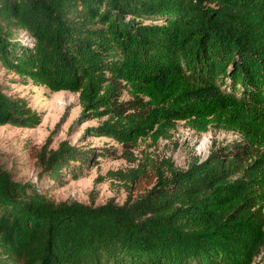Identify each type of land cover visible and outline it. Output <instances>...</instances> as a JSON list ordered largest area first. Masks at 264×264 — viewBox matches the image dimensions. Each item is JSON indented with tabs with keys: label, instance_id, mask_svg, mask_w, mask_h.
Returning <instances> with one entry per match:
<instances>
[{
	"label": "trees",
	"instance_id": "1",
	"mask_svg": "<svg viewBox=\"0 0 264 264\" xmlns=\"http://www.w3.org/2000/svg\"><path fill=\"white\" fill-rule=\"evenodd\" d=\"M29 80L77 93L100 119L85 135L129 161L179 120L241 137L186 168L144 152L109 169L121 203L55 200L0 161V264H264V0H0V125L40 122L8 92ZM107 151L62 140L30 153L37 179L57 180Z\"/></svg>",
	"mask_w": 264,
	"mask_h": 264
},
{
	"label": "rangeland",
	"instance_id": "2",
	"mask_svg": "<svg viewBox=\"0 0 264 264\" xmlns=\"http://www.w3.org/2000/svg\"><path fill=\"white\" fill-rule=\"evenodd\" d=\"M17 35L21 41L29 40V36L22 30H17ZM8 92L25 97L29 105L39 112L40 122L33 127L1 124L0 161L12 170L16 179L38 181L41 191L48 192L55 200L76 199L97 205L112 198L121 203L128 191L120 181L107 174L109 169L136 166L144 152L150 153L157 162L169 158L176 167L186 168L194 158L203 159L213 148L241 137L215 125L205 131H197L185 121L179 120L173 128L155 140L150 134L139 139L138 146L132 150L137 160L129 161L122 155V146L114 139L85 135V128L97 125L100 119L82 116L77 93L68 90L52 91L30 80L27 83L10 82ZM122 97L128 95L123 94ZM62 140L71 145L93 147L98 152L108 151L106 154H95V161L80 167L78 161L70 162L69 166L62 168L57 180H50L46 175L38 180V169L30 152L44 143L48 148H56Z\"/></svg>",
	"mask_w": 264,
	"mask_h": 264
}]
</instances>
